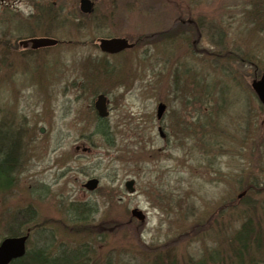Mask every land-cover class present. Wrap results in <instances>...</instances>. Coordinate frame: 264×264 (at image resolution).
<instances>
[{
  "label": "rangeland",
  "instance_id": "obj_1",
  "mask_svg": "<svg viewBox=\"0 0 264 264\" xmlns=\"http://www.w3.org/2000/svg\"><path fill=\"white\" fill-rule=\"evenodd\" d=\"M92 1L84 13L81 0H47L42 11L0 0V123L24 127L28 141L15 186L0 195V239L33 209L42 231H30L27 247L45 245L62 264L234 261L243 224L264 242V105L251 87L264 73V0ZM222 35L221 53L239 49L255 68L210 55ZM38 36L57 43L34 47ZM110 37L135 45L104 52ZM225 78L232 91L219 113L217 98L197 92ZM101 92L107 117L94 107ZM92 177L93 190L84 185ZM76 205L97 210L82 227ZM246 257L264 261V249L253 243Z\"/></svg>",
  "mask_w": 264,
  "mask_h": 264
},
{
  "label": "trees",
  "instance_id": "obj_2",
  "mask_svg": "<svg viewBox=\"0 0 264 264\" xmlns=\"http://www.w3.org/2000/svg\"><path fill=\"white\" fill-rule=\"evenodd\" d=\"M225 37L226 36L222 35L221 39L216 43L218 45L219 50L210 53V55H214L217 59H221L223 58V56H225V58L226 56L233 57V58L238 57L240 66L253 65V67L255 68L254 66L255 61L249 58H245L244 56L242 57L239 49L238 51H235V52L228 50L224 55H223V52L221 53V51L227 48V46L225 45L226 43ZM224 63L226 65L231 64L229 63V59L226 60ZM224 70H227L225 66H224ZM220 73H221V69H220ZM225 74L227 75L228 79L230 77L234 79V77L231 75V72L229 70L225 71ZM237 74H234V76L235 78L237 77V80H238L239 76ZM253 76H255L254 78H258V76H261V73L259 74V72L257 73L255 72ZM215 85L216 87L212 88L208 82L206 85L207 87L203 89L198 88L197 93L199 95L206 94L207 97H212L214 98V100L215 98H217L218 100H217L216 106L218 110L216 111L220 113L223 111L220 109L221 105L225 106V99H223V96L225 93H226L225 96L230 94V90L232 91V88H231V85L228 84V80L226 78L224 80L223 85H221L220 83H216V82H215ZM225 85H227V87ZM208 118H209L208 122H210L211 127H213V125L215 124L217 128L218 120L215 118H210V117ZM9 123L7 122H4V124L2 122L0 123V195L7 194V192L15 186V175L19 171L21 165L24 162V158H25L24 152L26 148L28 147V143H27L28 141H27V135H26L25 128L22 126L14 128L11 126V122ZM221 124L219 122L220 128L224 129V131L230 128L226 125L221 126ZM209 128H210V125L208 123L206 130ZM99 131H101L104 135H107L109 133L107 127H99ZM204 135L209 137L207 139H210V138L212 139V137L215 135V132H210L209 134L207 132H204ZM217 136H218V133H217ZM75 207L78 210V212L76 214L77 219L75 218L74 220H76L77 222H80L81 224H79V226L81 227L84 226L86 224L85 222H87L88 219L91 218L92 215L91 216L89 215L97 211L95 206H92V207L88 206L86 207L87 209H85L84 206L81 207L80 205H76ZM82 223H85V224H82ZM25 224L26 225L30 224V225L28 226L26 230L22 231V227ZM247 224H243L242 227L238 229L236 234L231 238V241L234 242L233 251H234V256H236L235 260L230 261V262L224 261L225 263L228 262L227 264H264V261L254 262L252 261V259L250 258L247 259L246 257L253 243L255 245V249H258V252L264 249V242L262 240V237L258 236L259 238L255 239V237L258 234H260V230H254L252 226H249ZM6 225H7V230H6L5 236L21 235V234L27 233L28 231L35 232L37 235H40L42 231L41 225L37 223L36 221V211L33 209L22 210L19 213V216L17 217L14 216L13 219H11V221L6 222ZM253 233H255L254 239L251 238ZM208 258H203V259L201 258L200 260H198V262H196V264H206ZM10 264H62V263H60L56 257L52 256V254L48 250V247L44 245L38 248H30V249L28 248L26 254L23 257L13 260ZM210 264H221V261L220 259L216 258V256H214L213 254L210 257Z\"/></svg>",
  "mask_w": 264,
  "mask_h": 264
},
{
  "label": "water",
  "instance_id": "obj_3",
  "mask_svg": "<svg viewBox=\"0 0 264 264\" xmlns=\"http://www.w3.org/2000/svg\"><path fill=\"white\" fill-rule=\"evenodd\" d=\"M80 6H81V10L85 13H91L93 11V2L91 0H81ZM32 41L34 43V47L53 45L57 42L56 39L47 38V37L33 38ZM132 45L133 44L129 43L127 38H121V37L101 39V44H100L102 50L111 53L120 52L128 47H132ZM253 88L259 100L264 104V73L258 80H255L253 82ZM95 106L98 109L100 116L108 115L106 95L99 94L95 101ZM164 111H165V105L162 103L159 104L157 110V116L161 118ZM43 130L44 128H41V132H43ZM160 132L162 134V131ZM98 183L99 180L97 178H92L88 180L85 186L88 189L93 190L97 187ZM134 183H135L134 179H130L126 182V188L129 190V192L135 191ZM138 215L141 216V218H143L141 212H138ZM29 235H30L29 233H26L24 235L5 237L0 242V264H9L13 260L24 256L27 249V241Z\"/></svg>",
  "mask_w": 264,
  "mask_h": 264
},
{
  "label": "flooded vegetation",
  "instance_id": "obj_4",
  "mask_svg": "<svg viewBox=\"0 0 264 264\" xmlns=\"http://www.w3.org/2000/svg\"><path fill=\"white\" fill-rule=\"evenodd\" d=\"M29 2H31V4H32V9L35 11V10H37V11H42L45 7H42V5L43 4H47V0H28ZM35 1H37V2H35ZM58 10V12H59V9H57ZM48 15H51V11H48ZM57 15V14H56ZM35 17H37V19L38 20H40L41 19V21H46L47 19L43 16V17H38V16H36L35 15ZM38 37H42V36H38ZM44 37V36H43ZM168 107V106H167ZM175 108H178V106H175ZM173 130H180V128L179 127H173ZM166 134V132L164 131V135ZM164 137H166V135L164 136Z\"/></svg>",
  "mask_w": 264,
  "mask_h": 264
}]
</instances>
